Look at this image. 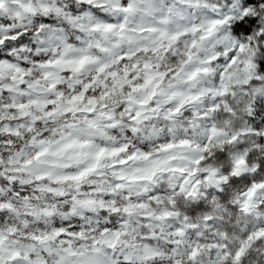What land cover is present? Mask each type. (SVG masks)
I'll list each match as a JSON object with an SVG mask.
<instances>
[{
    "label": "snow or ice",
    "instance_id": "1",
    "mask_svg": "<svg viewBox=\"0 0 264 264\" xmlns=\"http://www.w3.org/2000/svg\"><path fill=\"white\" fill-rule=\"evenodd\" d=\"M0 264H264V0H0Z\"/></svg>",
    "mask_w": 264,
    "mask_h": 264
}]
</instances>
